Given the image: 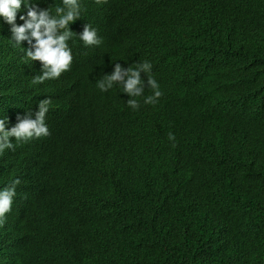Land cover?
<instances>
[{
  "label": "clouds",
  "instance_id": "obj_1",
  "mask_svg": "<svg viewBox=\"0 0 264 264\" xmlns=\"http://www.w3.org/2000/svg\"><path fill=\"white\" fill-rule=\"evenodd\" d=\"M192 2L193 0H113L101 5L104 14L101 25L97 23L93 27L85 23L82 27L75 21L81 17L83 11L81 0H0V20L10 26L9 40L19 45L21 41H27L30 45L22 48V56L15 57L18 50L13 49L11 57L14 58V63L18 64L19 59L32 61L33 66L40 62L35 66L36 75L31 76L32 79L27 85L25 83L28 80L24 78L20 86L11 84L9 91L0 90V95L20 93L22 85L25 90V96L18 94V101L12 99L21 102L14 108L19 111L16 122L8 127V117L0 116V153L13 149L14 142L18 145L47 136L49 129L46 122L53 126L60 122L63 127L57 125L59 128L68 129L69 137L59 136L56 141L59 139L60 144L70 145L77 141L79 133L76 127L73 128L77 123H70L74 121V115L78 116L80 110L90 105H99L98 107L103 109L101 117L98 114H91L90 117L99 120L121 119L119 116H111L115 113L114 104L118 99L123 102L125 113L150 112L151 115L148 116L152 118H133V121L137 123L140 132L155 130L153 140L167 149H188L182 143L174 144V134L171 132V123L181 121L187 116V143L190 147L197 144V149H201L204 143H208L204 140L202 131L206 129L215 106L214 102H211L212 96L208 89L214 84L218 85L221 77L239 63H229L241 47L233 32L253 18L264 25V0H200L195 9L191 6ZM135 10L137 14L134 13ZM187 14L192 16L193 25L185 30L179 20ZM130 17H141L145 20H139L141 27L133 31L134 29L124 26L123 21L118 22ZM172 28L177 31L172 33ZM3 30L7 31L6 26ZM167 31L172 34L163 37ZM137 33L152 42L142 48L139 46L125 51L122 48L109 50L107 55L85 66V74L79 72L78 63L86 62L90 58L89 55H77L75 46L68 45V41L74 39L72 37H76L75 41H81L84 46H99L102 40L115 43L117 39L138 37ZM103 47L107 46L104 44ZM243 48V60L248 59V63H245L247 68L251 56L249 49L244 45ZM86 49L90 50L89 47ZM129 54L134 55L128 56ZM9 59L4 62L10 63ZM212 72L214 74L206 76ZM86 74H90V79L96 81V90H91L97 97L89 106H86L84 99L74 106L71 101L83 97V87L86 85L80 86L83 90L78 91L77 88L79 81L85 78ZM92 87L90 85L88 89ZM117 88L120 96L118 99L110 96L106 103L101 101L102 94L104 97L115 94ZM64 97L68 99V105L51 104L53 98L64 103ZM219 97L224 100L220 89ZM13 101L9 103L13 104ZM29 104L31 109L28 113L26 111ZM51 105L55 108H51ZM185 105H188V108L185 111L180 110ZM245 114L249 122L264 120V106H251ZM55 118H58L57 122ZM79 129L84 131L82 127ZM259 136L264 137V132ZM11 138H14V141ZM54 145L59 147L57 143ZM131 149L143 148L131 146L128 154ZM16 151L17 149L10 152L15 154ZM3 156L6 157V152ZM91 156L90 151L89 157L85 159L99 163L109 172L113 170L111 175L115 178L123 177V169L131 168L137 178L150 173V181L154 174L164 175L168 168L171 169V165L159 159L132 153L130 160L120 161L117 165L108 163L107 165L112 167L109 170L104 160L91 159ZM3 162L0 175V186L3 185L0 187V225H3L4 235L0 233V236L4 237L0 243V264H47L56 249L75 243L72 236L80 231L83 222L88 221L91 211L105 212L92 207L84 195L91 188V175L77 165L71 149L60 148L47 166L50 169L46 167L38 178L33 192L28 197L23 195L22 198H29L31 202L19 204L15 208L18 210H12L11 217L5 216L11 210L17 185L26 189L28 187L25 183L28 181L27 177L20 173L10 171L9 175L5 159ZM25 166L24 162V169ZM116 167L119 168L114 170ZM23 172L24 170L22 174ZM5 178L9 183L4 185ZM108 185L96 186L95 190L102 193L107 190ZM44 194L57 196L55 208L60 212L42 213L36 201ZM95 196L99 199L96 194ZM260 199L261 197H253L246 201L242 192L228 200L226 205L233 217L221 230L211 234L201 232L196 222H189L179 211L178 219L174 216L170 219L169 223L174 227L161 243H166L163 247L167 251H172L171 245L177 243V255L184 259L181 248L189 242H198L203 256L198 254V257L186 260L192 264H199L200 261L203 264L209 254V244L205 239L191 241L189 238L203 233L217 243L224 244L223 256L235 243L249 242L260 263L264 264V212L259 204ZM61 207L63 209H59ZM27 219L30 224L26 227L11 225L12 221L24 223ZM15 227L18 229L8 235ZM62 232L67 235L62 236ZM134 244L139 249L133 260L126 264L138 262L150 250L145 241H137ZM35 247L38 249L32 251ZM131 251L132 247L127 254H123L112 244L106 251L105 261L121 263L129 259ZM65 264H72L71 256L65 257ZM153 264H157V261Z\"/></svg>",
  "mask_w": 264,
  "mask_h": 264
},
{
  "label": "trees",
  "instance_id": "obj_2",
  "mask_svg": "<svg viewBox=\"0 0 264 264\" xmlns=\"http://www.w3.org/2000/svg\"><path fill=\"white\" fill-rule=\"evenodd\" d=\"M192 25L191 17L190 24L188 20L183 27L186 30ZM175 31L172 28V33ZM0 32V41L5 42L6 32L1 29ZM233 35L241 47L229 63H239L221 77L218 85L214 84L208 89L210 94H216V100L219 101L216 103L214 100L213 109L219 108L214 110L206 129L202 131L208 143H204L201 149H197V144L190 147L187 143V116L171 123V132L174 134L173 143H182L188 149H167L149 137H136L125 126L134 122L133 118L136 117L125 116L118 111L116 104L123 103L119 99L114 104L115 113L111 116L121 119L94 123L97 125L95 138H99V132L108 136L113 130L115 134L110 138H116L123 143L122 146L137 145L143 148L131 149L129 154L126 151L123 159H126V155L131 157L132 153H137L171 165L164 175L154 174L149 181L150 173L137 178L130 168L123 169V177L115 178L111 175L113 170L109 172L99 163L85 159L89 157L93 144L89 143L87 147L79 133L77 141L66 145L67 149H71L77 165L91 175V188L84 193L89 204L105 212L91 211L88 221L83 222L80 231L72 236L75 243L56 249L47 264H65L67 256H71L72 264H126L133 260L139 249L134 244L137 241H145L150 250L132 264H153L156 261L157 264H192L186 259L196 258L198 254L203 256L198 242H189L181 248L184 259L177 255V243L171 245L172 251H167L163 247L166 243H161L174 227L169 223L170 219L173 216L178 219L179 211L189 222H196L199 230L206 234L221 230L231 220L233 213L226 202L242 192L246 201L261 197L259 204L264 212V137L259 136L264 132V120L249 122L245 114L251 106H264V25L253 18L237 28ZM243 45L249 49L251 56L247 68L245 63H248V59L243 60ZM75 50L77 55L89 51L79 45L75 46ZM78 70L83 74L87 71L81 66ZM211 74L214 73L206 76ZM219 89L223 101L219 97ZM144 119L140 117L138 120ZM105 124L110 131L103 130ZM109 152L112 153L111 150ZM113 164L117 165L118 162ZM106 185V191L96 192V186ZM55 197H41L36 205L42 209L41 204L50 200L53 208L47 212H60L55 208ZM60 201L63 202V198L60 197ZM203 233L189 238L191 241L205 239L209 244V254L203 264H261L249 242L235 243L223 256L224 244L217 243ZM61 235L66 236L67 233L62 232ZM112 244L123 254H127L132 247L129 259L121 263L105 261L106 251ZM199 264H202L201 261Z\"/></svg>",
  "mask_w": 264,
  "mask_h": 264
},
{
  "label": "water",
  "instance_id": "obj_3",
  "mask_svg": "<svg viewBox=\"0 0 264 264\" xmlns=\"http://www.w3.org/2000/svg\"><path fill=\"white\" fill-rule=\"evenodd\" d=\"M113 0H81V4H82V8L83 11L81 12V17L77 18L75 21L80 23V25L83 27L85 23H89L91 24V26L95 27L97 25V23H102L103 19H104V14L103 11L101 10V5L102 4H107L108 2H112ZM200 0H193L191 6L193 9L196 8L198 2ZM110 5V4H109ZM106 7V6H105ZM135 14H137V11L135 10L134 12ZM186 17H182L179 20V23L181 24V26L183 27L185 24H187V21L189 20V24L191 21V15L187 14L185 15ZM139 20H145V18H135V17H130L127 19H122L118 22L123 21V25L124 26H128L130 29H134L133 31H135V29L141 27ZM73 28L75 27V22H73ZM0 26H1V30L3 31L4 27H7V31L9 30V25L7 24H3L2 21L0 20ZM114 26V25H113ZM135 27V28H134ZM185 27H183L184 29ZM2 33V32H0ZM117 33V32H116ZM171 32L167 31L163 37H167ZM11 34L10 31L7 32V34H5V39L6 41L3 42L2 40L0 41V52L1 55L0 56V90L4 89L6 91H9V89H11L12 86H10L11 84L14 86H20L24 80V78H26L28 81L25 83V85H27L30 81H31V76L36 75V65L39 64L40 62H38L37 64H35L33 66L32 61H26L25 59V64L22 63V61H20V59L17 61V63H14V58L11 57V55H13V51L14 50H18L17 56H22L23 55V47H30V45L28 44L27 41H21V45L17 44V47L15 46V44L9 40ZM137 36H132L127 38L126 40H121V39H117L115 41V43H107L105 41L102 40L101 44L99 46L96 45H91V46H84L83 43L80 42H76L75 38L76 37H72L74 39H72L71 41H68V45L69 47H73L76 45L79 46H83L84 48L89 47L90 50L87 52V54L89 55V59L85 62V61H81L78 63L79 66L81 67H87L88 65L92 64L93 62L99 60L101 57L105 56L108 54L109 50H118L119 48H122L123 51L128 50V49H132L135 47H139L142 48L145 45L149 44L150 42H152V40L149 39H143L141 37L140 34L137 33ZM9 44H8V43ZM23 42H26L27 45L23 44ZM5 43L8 44V46L6 47ZM106 45L107 47H103V45ZM7 49V57H4V52ZM14 49V50H13ZM134 54H129L128 56H133ZM126 57V56H125ZM10 58V59H9ZM6 59L10 60V63H5L4 61ZM35 62V61H34ZM10 66V67H9ZM40 67V66H37ZM71 68V67H70ZM34 70V71H33ZM15 73V75H13ZM15 77V80H14ZM8 80H11L10 82ZM63 79H60V81H62ZM95 82L93 79H90V74H86L85 78H82L79 83H78V88L77 90H83V97L81 99H76L73 102L74 106H77L78 104L81 103V101L84 99L87 103H92L94 101V99L97 97V94H95V92H93L91 89L96 90V86H95ZM81 85H86L83 87V89L80 87ZM90 85H92L93 87L88 89L90 87ZM24 87L22 85L21 87V92L20 93H15V94H2L0 95V116H4L6 115L8 117V127H11L15 122H16V117L18 115V110H14L15 106L20 104L21 102H15L16 100H18L20 98V96L18 94H20L21 96L24 95ZM119 92V88H117L116 93H112L110 95H107L104 97V95L102 94L101 96L103 97L101 101L106 103V100L110 99V96H113L114 98L116 97L117 99L120 97L118 95ZM86 93V96H84ZM211 102H215L219 103V101L216 100L217 96L215 93H211ZM15 98V101H13L12 99ZM67 98V96H66ZM64 97L63 102H60L58 100H56V98H53V100H51V104L57 103V104H63V105H68V99H66ZM13 101V104H10L9 102ZM94 103V102H93ZM15 104V105H14ZM119 107V110L122 114H124L125 116H129V117H136L137 119H139L140 117H144V118H152V116H145V115H151L150 112H135V113H124L123 112V103L116 104ZM94 106V105H90L89 107H86L83 110H80L79 115H74V121L70 122L71 124H75L76 125L73 126V128H77L79 133L82 135V141L84 142V144H87V147H89V143H92L93 146L91 148V159H102L104 160L105 165L107 166V168H110V166H108L107 164H113L115 162H120V161H124V160H130L129 156L126 155L127 159H123L125 152L128 151L129 146L132 145H123L122 146V142L118 141L116 138H110L114 136V131H110L109 127L107 124H105V126L103 127L104 131H110L108 136H104L103 134H101V132H99L98 137L99 138H95L96 137V133H97V125H94L95 122L100 121L99 119L90 117L91 114H98L99 117H101V115L103 114V109ZM51 108H55L54 105L50 106ZM21 107H19V109H21ZM188 108V105H185L183 107L180 108V110L185 111ZM31 109V104H29L27 106V111L26 112H30ZM35 109H37L35 107ZM25 112V113H26ZM117 115H119V113H117ZM58 118H55V121ZM116 120V119H113ZM64 122H66V120H63ZM120 121V120H118ZM57 122V121H56ZM55 122V123H56ZM48 129H49V134L47 136L44 137H40V138H36V139H31L27 142H21L18 145L15 144L14 142V147L13 149L9 150H5L4 152H6V157L3 156V153H0V175H2V170H3V166H4V162L3 160L5 159V163H6V171L8 172V174L10 175L12 171L13 173H20L23 177L26 176L27 177V183H25V185L28 187L26 189H21L20 185H18L19 189L16 191V195L13 198V203L11 206V210L5 214V216L11 217L12 216V210L17 208L19 206V204L23 203H29L31 202V200L29 198H22L23 195H26V197H28V195H30L33 192V187L35 188L36 186V182L38 180V178L40 177V175L44 172L45 168L48 166V164L50 163V161L54 158V156L60 151L61 149L64 148H68V146L64 145V144H60L59 139L56 141L57 137L59 136H63L66 135L67 137H69L70 135V131L68 129L65 128H59V126L63 127V125L60 122H57L55 126L50 125L48 122H46ZM49 124V125H48ZM59 125V126H57ZM125 126H127V128L136 136V137H141L144 138L148 135L149 138L153 139L155 138V130H143V132L138 131L140 128L137 126L136 122H131L129 125L125 124ZM82 127V130H80L79 128ZM91 134H92V139H91ZM102 137H106V138H102ZM14 141V138H11ZM32 141V142H31ZM54 143H57V145L60 147H56L54 145ZM127 143V141H126ZM95 148V149H94ZM16 153H12L10 151L16 150ZM23 149H25L24 151H22ZM112 151L109 152V151ZM25 162V169L23 168V164ZM47 169H50L49 167H47ZM24 170L23 174L22 171ZM19 176V175H18ZM36 181H33L35 180ZM33 181V182H32ZM21 184V183H20ZM3 185H1L0 187H2ZM46 196V194L43 195V197ZM23 199V200H22ZM18 210V209H15ZM12 224H17L16 226H27L30 224V220L27 219L24 223L22 222H16V221H12ZM18 229V227H15L13 230H11V232H8V235H11V233L15 232ZM0 233L2 235H4V231H3V225H0ZM3 237L4 236H0V243L3 242Z\"/></svg>",
  "mask_w": 264,
  "mask_h": 264
},
{
  "label": "bare ground",
  "instance_id": "obj_4",
  "mask_svg": "<svg viewBox=\"0 0 264 264\" xmlns=\"http://www.w3.org/2000/svg\"><path fill=\"white\" fill-rule=\"evenodd\" d=\"M18 24V23H17ZM0 29H1V26H0ZM6 29H7V27H6ZM7 32H9V30L8 31H6V33L5 34H7ZM8 43V42H7ZM7 43H5V45H6V47L8 46V44ZM15 44V43H14ZM25 45H27V44H25ZM15 46L17 47V44H15ZM15 51H17V50H15ZM1 53V52H0ZM16 55H17V52H15V57H16ZM1 56H3V55H1ZM7 57V50H6V52L4 53V57ZM24 59H22V63L23 64H25V61H23ZM10 67V66H9ZM13 75H15V73L13 74ZM14 80H15V77H14ZM25 96V95H24ZM26 96H27V94H26ZM16 101H18V100H16ZM86 106H89V103H86ZM254 107V106H253ZM219 107H216V109H214V110H217ZM7 183H9V181L7 180V178H5V180H4V185L5 184H7ZM19 189V187H18V185H17V187H16V191ZM25 198V197H24ZM41 206H42V213L44 214L45 212H47V210L49 209V208H53V205H52V203H51V201L50 200H46L45 202H43L42 204H41ZM59 209H63V207H61V208H59ZM38 249V247H35V249L34 250H32V251H36Z\"/></svg>",
  "mask_w": 264,
  "mask_h": 264
}]
</instances>
